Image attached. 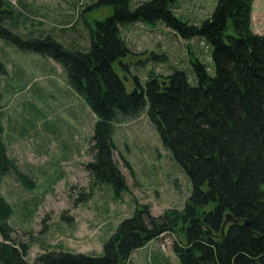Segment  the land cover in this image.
<instances>
[{
  "label": "trees",
  "instance_id": "obj_1",
  "mask_svg": "<svg viewBox=\"0 0 264 264\" xmlns=\"http://www.w3.org/2000/svg\"><path fill=\"white\" fill-rule=\"evenodd\" d=\"M177 1L137 0L130 8L129 0H96L89 8L100 3L108 12L91 23L83 14L89 44L80 49L48 32L17 33L6 23L19 22L24 10L0 0V40L58 61L68 86L97 117L86 147L90 158L83 164L94 183H107L115 197L126 190V177L114 158V122L133 118L146 107L158 137L191 186L181 207H165L158 214L134 200L131 215L103 239L100 255L57 245L41 249L31 260L26 255L30 243L17 238L8 222L14 207L0 191V264H137L130 262L133 250L163 233L173 237L170 247L181 264H264V33L252 31L253 0H217L211 13L196 22L177 16L172 9ZM134 21H159L179 37L203 38L210 48L212 73L193 55V75L176 66L163 77L148 71L143 85L135 77L136 87L127 91L112 61L131 54L119 26ZM1 57L0 77L8 70ZM2 97L0 90V185L8 174L31 187L32 177L6 152ZM33 103L26 102L34 116H43V109ZM226 212L238 223L227 220L221 230ZM46 220L43 215L39 230L45 229Z\"/></svg>",
  "mask_w": 264,
  "mask_h": 264
},
{
  "label": "rangeland",
  "instance_id": "obj_2",
  "mask_svg": "<svg viewBox=\"0 0 264 264\" xmlns=\"http://www.w3.org/2000/svg\"><path fill=\"white\" fill-rule=\"evenodd\" d=\"M94 1L22 0L21 5L14 0L25 17L6 24L22 36L48 32L54 39L85 48L89 41L83 14L90 22L108 12L100 3L90 9ZM216 1L178 0L172 9L180 18L196 22L211 13ZM136 3L129 0V7ZM251 9L252 31L264 33V0H253ZM119 27L131 54L113 60L112 65L127 91L136 87L135 77L143 85L148 71L163 77L176 66L193 75L189 62L193 55L207 65L208 72L213 71L210 48L201 37H179L159 21H134ZM1 50L8 69L0 77L6 152L17 168L32 177L34 185L26 187L7 174L0 191L14 207L8 222L14 226L15 236L30 243L29 260L41 249L57 245L73 252L102 254L103 239L120 219L131 215L134 200L147 203L153 214L185 203L191 191L189 177L162 144L146 107L133 118L114 122V158L127 180L126 190L115 197L107 183H94L83 166L90 158L86 147L97 117L81 94L68 86L65 68L49 56L19 49L7 41L0 40ZM190 82L194 84L195 77ZM29 100L43 109V116H34L26 104ZM61 214L73 219L62 220ZM43 215L47 225L41 231ZM172 239L170 233L154 237L130 256V262L181 264L170 247ZM152 251L161 253V261L150 258Z\"/></svg>",
  "mask_w": 264,
  "mask_h": 264
},
{
  "label": "water",
  "instance_id": "obj_3",
  "mask_svg": "<svg viewBox=\"0 0 264 264\" xmlns=\"http://www.w3.org/2000/svg\"><path fill=\"white\" fill-rule=\"evenodd\" d=\"M230 215H231L230 212H226V213H225V216L223 217V220H222V227H221V230H223V228L225 227V224H226V221H227V220H231V221H233V222H235V223H238V219H234V217H232V216H230ZM242 221H243L244 223H248V221H247L246 218L243 219Z\"/></svg>",
  "mask_w": 264,
  "mask_h": 264
},
{
  "label": "crops",
  "instance_id": "obj_4",
  "mask_svg": "<svg viewBox=\"0 0 264 264\" xmlns=\"http://www.w3.org/2000/svg\"><path fill=\"white\" fill-rule=\"evenodd\" d=\"M21 15H24V14H21ZM151 240H152V239H151ZM149 242H151V241H149ZM149 242H147V243H149ZM144 245H145V244H144ZM144 245H143V246H144ZM143 246H141V247H143ZM141 247H139V248H141ZM139 248L136 249V250L134 249V250H133V253H134V252H139ZM133 253H132V254H133ZM132 254H131V255H132ZM152 257H153V258H156V259H161L160 257H162V256H161V253H160L159 251H152L150 258H152Z\"/></svg>",
  "mask_w": 264,
  "mask_h": 264
},
{
  "label": "built area",
  "instance_id": "obj_5",
  "mask_svg": "<svg viewBox=\"0 0 264 264\" xmlns=\"http://www.w3.org/2000/svg\"><path fill=\"white\" fill-rule=\"evenodd\" d=\"M11 2H13L14 0H10Z\"/></svg>",
  "mask_w": 264,
  "mask_h": 264
}]
</instances>
